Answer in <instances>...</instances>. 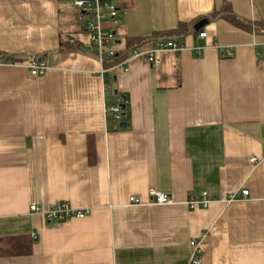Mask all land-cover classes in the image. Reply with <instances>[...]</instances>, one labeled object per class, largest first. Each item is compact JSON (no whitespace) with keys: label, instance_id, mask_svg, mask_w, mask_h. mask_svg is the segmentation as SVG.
Here are the masks:
<instances>
[{"label":"crops","instance_id":"obj_1","mask_svg":"<svg viewBox=\"0 0 264 264\" xmlns=\"http://www.w3.org/2000/svg\"><path fill=\"white\" fill-rule=\"evenodd\" d=\"M72 2L0 0V54L26 57L0 65V239L36 237L30 256L0 264H189L191 241L200 264H264V34L217 20L157 69L132 57L125 71L105 70ZM222 3L264 20V0H114L116 42L122 50ZM33 57L44 77L29 76ZM119 99L126 125L113 130L106 109ZM151 189L169 204L144 203ZM202 192L209 206L190 210ZM56 203L88 213L49 223L30 212Z\"/></svg>","mask_w":264,"mask_h":264},{"label":"built area","instance_id":"obj_2","mask_svg":"<svg viewBox=\"0 0 264 264\" xmlns=\"http://www.w3.org/2000/svg\"><path fill=\"white\" fill-rule=\"evenodd\" d=\"M114 0H73L72 6L75 9L76 15L75 20L79 24L81 30L87 35L88 42L96 58L103 65L105 59L113 58L118 55L121 50L117 46L116 33L114 29L117 27L118 20L116 18L117 7L113 3ZM197 37L202 39L205 37V32L197 34ZM183 50V45L171 40H160L148 43V47L144 49V46L133 49L127 56V58L119 63L113 69H120L125 71L124 65L126 60L132 57L144 60L148 62L153 69L161 64V57L164 53H169L172 55L178 54ZM6 64H16L10 60H0V65ZM29 76L32 78H41L46 75L48 70L47 65L43 64L42 61L36 57H33L30 61L25 62ZM122 102L121 99L115 103L114 106L106 109V114L110 115L116 125L113 130L120 128V122L122 118ZM256 158H252L250 162H256ZM248 196L246 190L240 192V199H245ZM225 201L227 203L238 201L236 195H229ZM170 196L161 193L157 190L151 189L147 192V205H159L163 206L169 204ZM187 207L190 210H194L197 207L207 208L210 204L207 192H202L198 198H188ZM128 203L133 206L142 205L143 201L140 198L131 197ZM30 212L33 214H41L46 222H66L67 219L76 218L81 219L86 216L88 211H77L69 206L68 203H56L51 205L47 209H42L31 205ZM33 240L36 237L31 236ZM191 247V255L189 264H200L201 263V245L196 241H191L189 243Z\"/></svg>","mask_w":264,"mask_h":264},{"label":"trees","instance_id":"obj_3","mask_svg":"<svg viewBox=\"0 0 264 264\" xmlns=\"http://www.w3.org/2000/svg\"><path fill=\"white\" fill-rule=\"evenodd\" d=\"M202 19H207L209 23L216 22L217 20H223L227 22L230 26L232 25L233 27L238 28L244 32L247 31L255 35L264 34V20L256 22L243 19L232 12L229 4L222 3L218 10L205 16H202L192 22H189L188 24L180 23L176 28H174V30L154 33L146 38H134L131 40L127 39L124 43V48L118 52V55L116 57L104 60L103 68L105 70L113 69L119 63L123 62L133 49L142 47L149 42L171 40L174 42L176 41L177 43L182 45V41L184 40V38L189 36V34H198L194 32L193 26ZM68 44L69 43L67 42H61L59 49L64 52H84L82 48H80L78 45H74V47H69ZM25 58L26 57L23 56L16 57L9 56L7 54H0V60H10L14 63L22 62ZM114 78L115 77H111L110 80L113 81ZM106 87H109L108 83L106 84ZM33 242L34 241L31 239V237L28 236L0 239V258L30 256L32 254L31 250Z\"/></svg>","mask_w":264,"mask_h":264},{"label":"water","instance_id":"obj_4","mask_svg":"<svg viewBox=\"0 0 264 264\" xmlns=\"http://www.w3.org/2000/svg\"><path fill=\"white\" fill-rule=\"evenodd\" d=\"M209 23V21L207 19H202L201 21L197 22L194 26H193V30L195 33H199L200 31L203 30V27H205L207 24ZM115 94H117V92H115ZM122 100H124V98L122 97ZM122 110L125 109V105L122 104L121 105ZM126 124L124 122H122L120 124V126H125Z\"/></svg>","mask_w":264,"mask_h":264},{"label":"rangeland","instance_id":"obj_5","mask_svg":"<svg viewBox=\"0 0 264 264\" xmlns=\"http://www.w3.org/2000/svg\"><path fill=\"white\" fill-rule=\"evenodd\" d=\"M113 3H114V1H113ZM115 3H116V2H115ZM75 25H77V26L79 27V24H78L77 22L75 23ZM117 46L120 47L119 45H117Z\"/></svg>","mask_w":264,"mask_h":264}]
</instances>
